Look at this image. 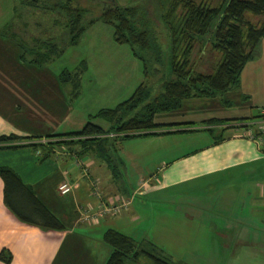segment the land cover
<instances>
[{
	"label": "crops",
	"instance_id": "obj_1",
	"mask_svg": "<svg viewBox=\"0 0 264 264\" xmlns=\"http://www.w3.org/2000/svg\"><path fill=\"white\" fill-rule=\"evenodd\" d=\"M116 1L126 4L132 0ZM105 26L100 23L91 26L89 30L93 29L82 39L87 37L96 44H104L101 40L104 37L106 43H111ZM52 31V36L64 34L58 33V27L54 25ZM113 33L111 31L110 36L115 43ZM57 36L54 37L56 40ZM110 48L114 51L101 50L92 56L93 62L88 66L86 63L87 71L83 77L97 73L99 76L107 73L118 76L117 73L126 66L124 84L133 86L128 92L132 96L144 82L143 65H139L141 62L130 47ZM93 69H96L95 73ZM48 73L56 97L57 93L64 94V88L59 86V74L51 77L49 70ZM55 102L56 98L52 103H38L40 113L29 118L17 104L0 103V137L28 138L13 144L46 145L68 139L62 135L82 130L95 115L90 113L88 104L76 111L74 103ZM100 121L96 119L92 123L103 129L109 128L103 127ZM223 121L240 123L235 119ZM188 123L192 126H184ZM193 123L160 122L158 124L180 125L170 128L171 131L196 130L135 137L117 144L116 155L121 164L115 173L110 164L92 150L83 154L79 145H65L59 149L47 147L51 152L46 158L40 148L26 146L0 150V167L14 171L65 227L61 231H48L21 222L5 204V185L0 177V252L7 250L12 254L10 264H106L112 251L104 261L98 257L101 248L105 251L107 248L105 232L112 229L130 233L133 224L140 220L136 210H144V205L148 208V203L140 201L163 193L160 198L163 204L180 206L175 207L177 211L164 207L156 225L160 226L161 222V233L152 231L149 234L152 236H142L137 242L132 236L120 233L146 247L149 243L157 247L161 238L162 253L169 248L172 249L169 251L179 253L178 263L264 264V147L244 137L242 129L217 130L220 140H216L210 132L199 130L204 126ZM187 136L200 137L186 147ZM78 160L80 164H77ZM66 180L72 183L73 190L62 197L58 187ZM176 192L178 198L174 196ZM123 200H130L127 210L105 215L97 223L83 221L84 212L99 211L102 202L110 206ZM144 223L146 221L140 226ZM152 224L154 228V222ZM0 264L6 263L0 261Z\"/></svg>",
	"mask_w": 264,
	"mask_h": 264
},
{
	"label": "trees",
	"instance_id": "obj_2",
	"mask_svg": "<svg viewBox=\"0 0 264 264\" xmlns=\"http://www.w3.org/2000/svg\"><path fill=\"white\" fill-rule=\"evenodd\" d=\"M21 1L24 6L33 7L31 11L41 7L42 12L46 9L53 11L57 18L52 26L58 27V33L64 32L60 37L56 34L58 40L44 31L40 32L44 39L40 34L31 37L35 46L28 52L35 56L32 61L39 67H46L59 59L67 48L77 47L91 26L103 23L112 27L115 43L130 47L133 55L142 62L144 82L128 100L91 116L82 130L62 135L68 139L46 145H24L13 143L28 138L1 136L0 150L26 146L40 148L46 158L51 146L59 149L65 145H79L83 154L92 150L110 164L113 173L121 164L116 155L117 144L135 137L195 131H171L170 128L180 125L158 124L156 116L180 110L186 100L228 92L238 84L243 68L264 38V0H132L125 6L116 0ZM82 1L89 6H83ZM90 5L98 7L97 12L91 11ZM250 17L260 20L254 23ZM163 37L167 38L166 45L161 41ZM23 41L27 43L25 38ZM209 57L210 71H200L199 64ZM165 64L176 79L163 80L154 95V88L149 85L150 76L158 72L155 67ZM86 71V63L72 71H62L58 76L60 89L71 87L72 97L77 98ZM96 119L110 124V127L103 129L95 125L92 121ZM228 122L210 119L204 121V128L199 130H206L217 138V130L231 128ZM249 122L240 121L239 124L245 126ZM189 124L184 126L190 127ZM0 177L5 185V204L21 222L42 230H64L62 222L14 171L0 167ZM104 240L112 249L106 264H140L141 259L150 264H175L169 258L161 257L153 243L146 247L116 230H107ZM12 259L9 251L0 252L1 262L10 264Z\"/></svg>",
	"mask_w": 264,
	"mask_h": 264
},
{
	"label": "rangeland",
	"instance_id": "obj_3",
	"mask_svg": "<svg viewBox=\"0 0 264 264\" xmlns=\"http://www.w3.org/2000/svg\"><path fill=\"white\" fill-rule=\"evenodd\" d=\"M117 3L123 6L129 4H122L120 1H117ZM82 4L83 6H89L86 1H82ZM38 7H41V5L39 4ZM32 8L33 7L24 6L21 0H0V103L17 104L20 106L22 112L24 114L26 113L25 115L29 118L30 116H34L33 114L40 113L38 103H52L55 98L57 103H74L76 111L82 110L88 104L87 106L90 107L91 114L98 113L102 108H115L118 104L130 98L131 95L128 92L133 86L124 84V75L126 74L124 70L126 66L124 65L120 72L117 73L118 76L111 73L102 76H99L98 73L94 74V76L85 75V77H83L81 93L77 98L72 97L71 87L64 88V94L62 92L57 93L56 97L55 86L52 87L48 70L52 77V74H54V76L58 75L65 69L70 68V70H73L74 67L81 63H87L88 66V63L90 64L93 62L92 56L98 51L104 50L111 52L114 51L110 48L111 46L115 50H121L123 47L128 46H121L111 41L110 33L113 29L106 25L105 31L107 32V36L109 31V42L111 43H106V39L102 37L101 40H103L104 44H96L91 38L85 37L81 40L78 48L69 47L59 59L52 62L50 65L39 67L32 61L35 56L28 52L29 49L35 46L33 43L34 39L31 37H37L41 31L46 32L47 35L53 34L52 23L55 18H57V14L48 9L42 12L40 10L43 9L42 7L38 8L36 11H31ZM90 9L91 11L97 12L98 7L90 5ZM249 19L254 23H258L260 20L254 17H250ZM100 25L105 24L100 23ZM92 29L93 28L90 30ZM19 38L21 41L18 40ZM24 38H26L27 43H24ZM161 41L166 45L167 38L163 37ZM62 47H64L63 44ZM25 49L27 52L24 51ZM209 60L210 57L199 64L200 71H210ZM139 65H143L142 62L141 64L139 63ZM155 68L158 72L154 73V76L151 75L149 79V85L151 84L154 88V95L158 93V86H160L163 80L176 79L171 74V69L167 64ZM92 72L95 73L96 69H93ZM196 73L199 72L196 71ZM119 77H121L120 80H118ZM120 82L121 85H118ZM99 83L103 84V86H100ZM101 88L103 89L101 90ZM262 108H264V38L255 48L253 57L243 68L236 86L226 93L217 94L215 97L186 100L181 110L159 114L156 116L155 122L178 123L193 121V124L196 123V125L199 126H203L204 121H208L212 118L221 120L235 119L237 121L249 120L255 122L254 120L257 121L260 109ZM43 111H45V107ZM38 119L39 118H37V120ZM230 122L227 124L230 125L231 128L237 129L236 125L239 124H234V121ZM100 123L103 127H110V124L104 121H100ZM188 126H191V124ZM197 137L200 136H187V138H185V146L190 147V143ZM201 195L204 194L202 193ZM162 196L163 193H158L142 200L139 199L141 200L140 202L143 201L144 203H148V208L146 209V205H144V210H136L140 220L138 223L133 224L134 226L131 228L130 233H126L127 231H122L121 229L120 232L132 236L135 241L141 240L143 238L142 236H152L149 235L152 231L154 234H156V232L161 233V222L160 226L156 225H158L157 222L161 218L160 214L164 210V207L165 209L168 207L170 209L174 208L173 210L177 211V208L180 206L179 204H172L171 206L166 203L163 204L160 199ZM174 196L178 198L179 193L176 192ZM144 221H146V223L140 226V223ZM152 222H154V228L152 227ZM158 241L159 243H157V245L159 247L157 246V249L161 257L165 256L175 264H185L176 261L179 253L169 251L172 250L171 248L166 250L163 254L161 238L158 239ZM106 247V251L101 248L99 252L98 257H100L101 260H103L104 257L107 259L109 252L112 251L109 245L106 244ZM182 254H186V252H182ZM145 261V259H141L140 264H150L148 261ZM192 264L209 263L193 261Z\"/></svg>",
	"mask_w": 264,
	"mask_h": 264
},
{
	"label": "built area",
	"instance_id": "obj_4",
	"mask_svg": "<svg viewBox=\"0 0 264 264\" xmlns=\"http://www.w3.org/2000/svg\"><path fill=\"white\" fill-rule=\"evenodd\" d=\"M259 119L255 122L247 123L245 126L242 124L236 125L237 130L243 129V136L256 142L259 146L264 147V108L260 109ZM240 126V127H239ZM242 127V128H241ZM80 164V161H77ZM73 190V185L70 181L66 180L58 187L60 196L66 197L70 195ZM130 206V200H123L118 203H111L110 206L102 202L101 208L95 213L84 212V220L90 223H97L99 219L105 215H116L124 210H127Z\"/></svg>",
	"mask_w": 264,
	"mask_h": 264
}]
</instances>
